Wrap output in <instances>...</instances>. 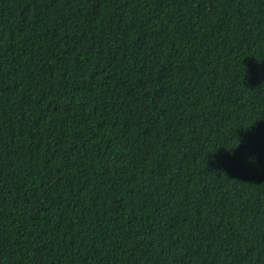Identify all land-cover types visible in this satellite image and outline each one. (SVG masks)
Returning a JSON list of instances; mask_svg holds the SVG:
<instances>
[{"label":"trees","instance_id":"trees-1","mask_svg":"<svg viewBox=\"0 0 264 264\" xmlns=\"http://www.w3.org/2000/svg\"><path fill=\"white\" fill-rule=\"evenodd\" d=\"M0 264H264V0H0Z\"/></svg>","mask_w":264,"mask_h":264}]
</instances>
